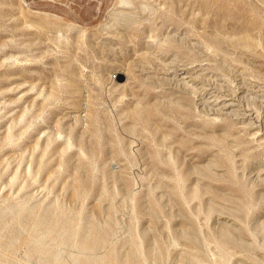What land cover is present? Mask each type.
Here are the masks:
<instances>
[{"label":"rangeland","instance_id":"rangeland-1","mask_svg":"<svg viewBox=\"0 0 264 264\" xmlns=\"http://www.w3.org/2000/svg\"><path fill=\"white\" fill-rule=\"evenodd\" d=\"M128 1L0 0V264H264V0Z\"/></svg>","mask_w":264,"mask_h":264},{"label":"bare ground","instance_id":"bare-ground-1","mask_svg":"<svg viewBox=\"0 0 264 264\" xmlns=\"http://www.w3.org/2000/svg\"><path fill=\"white\" fill-rule=\"evenodd\" d=\"M123 2L122 3H124V2H126V3H129L130 1H128V0H122ZM124 5V4H123ZM145 6V5H144ZM228 106V104H226V103H224L223 104V107L224 108H226ZM23 132V131H22ZM51 134V133H50ZM46 135V134H45ZM69 141H70V139H68ZM68 144V143H67ZM63 152V151H62ZM21 153V152H20ZM33 210V209H32ZM32 215V214H31ZM43 220V219H42ZM43 222H45V221H43ZM40 223H42V222H40ZM45 224V223H44ZM90 225V224H89ZM263 229H264V225H263ZM46 230H47V228H46ZM89 236H90V233H88V234H86L80 241H78L77 243L79 244V247H80V253H79V255L75 258L76 259V261L77 262H82L83 261V258H86L85 257V254L89 251V247L87 246V239L89 238ZM229 237V236H228ZM155 241V240H154ZM37 243H39V244H43L44 243V241H43V239H40V240H38L37 241ZM48 253H50V254H52V255H56V257H59V251H58V249H50L49 250V252ZM91 264H107V261H106V259L105 258H102V257H100V258H97V257H95V258H93L92 259V261H91Z\"/></svg>","mask_w":264,"mask_h":264}]
</instances>
